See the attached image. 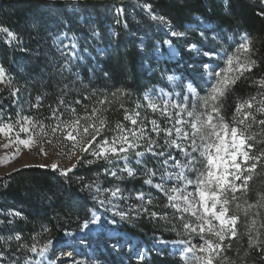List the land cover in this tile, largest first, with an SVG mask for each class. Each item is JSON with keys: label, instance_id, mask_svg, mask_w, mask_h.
Returning <instances> with one entry per match:
<instances>
[{"label": "snow or ice", "instance_id": "1", "mask_svg": "<svg viewBox=\"0 0 264 264\" xmlns=\"http://www.w3.org/2000/svg\"><path fill=\"white\" fill-rule=\"evenodd\" d=\"M142 7L167 30V38L154 45L153 52L166 47L174 59L178 55L174 40L179 41L188 56L186 71L200 75L205 95L194 86L195 77L180 85L166 71L161 72V82L166 79L173 85L171 90L151 88L136 96L123 87L113 91L90 88L91 82L85 85L74 71L88 48H81L75 34L59 32L53 43L60 59L50 64L48 79H62L55 101L47 106V116L33 112L44 107L46 93H37L33 102L26 86L16 85L0 64V85H4L0 99L8 93L7 106L0 104V149H11L0 159H15L25 150L47 156L50 149H56V155L66 157L70 164L40 167H50L65 177L79 167L99 165L95 179L78 178L81 191L93 202L82 229L90 225L103 229L107 213L113 223L116 217L151 223L157 245L167 246L165 231L175 233L172 243L183 264H264V191H258L254 201L248 199L249 182L264 168V67L254 58L253 38L244 33L239 41L235 35L225 39L201 17H196L195 25L176 26L154 13L150 3ZM118 12L123 14V9ZM259 15L264 16V11ZM191 32L197 33L195 38ZM0 33L9 45L21 43L8 27L0 26ZM90 34L99 35L95 28ZM64 39L69 42L65 44ZM197 64L199 68L193 67ZM104 76L111 78L108 72ZM241 80L256 91L237 97L229 118L226 100ZM40 83L47 87L43 78ZM109 112H122V118L110 119ZM136 183L139 188L128 186ZM0 216L4 217L0 224L9 229L7 235L0 234V264H67L58 251L73 257V252L57 249L54 238L41 242L39 237L50 236L48 226L31 234L29 243L11 227L16 218H23L20 211L0 209ZM104 243H111L114 250L124 242L116 238ZM234 243L240 247L234 249ZM25 253L32 255L21 260ZM137 259L143 260V253ZM71 264L86 262L72 259Z\"/></svg>", "mask_w": 264, "mask_h": 264}, {"label": "trees", "instance_id": "2", "mask_svg": "<svg viewBox=\"0 0 264 264\" xmlns=\"http://www.w3.org/2000/svg\"><path fill=\"white\" fill-rule=\"evenodd\" d=\"M147 1L152 5V10H158L176 26H185L184 22L194 21L193 15L198 14L212 23L211 28L223 29L225 39L228 33L244 31L253 38V46L256 49L254 58L261 60L264 67V16L259 15L261 11H264V5L261 4V0ZM112 2L119 4L118 0H80L78 3L84 10L92 8L95 13L102 12V15H106L108 11L112 14L110 8ZM67 3H69L67 0H0V26L10 28L18 34L21 41L19 45L16 42L12 44L13 49L10 50L8 44L0 38V64L5 67L16 85L26 86V92L31 93L33 102L37 93H46L44 107L39 112L33 110L36 115H48L47 106L55 101L57 84L59 79H62H48V74L52 71L48 54L50 51L48 34L52 31L51 24H56L58 29L64 28L59 21L61 18H65L70 23L75 22L73 18H70L71 13L67 11ZM128 6L129 3H126L125 7ZM133 17L137 21L141 20V23H134L128 19V29L121 25L115 27L118 36L111 38L109 51L98 59L96 66L93 65L94 76H89L88 69L92 66L90 61L82 65L80 80L85 85L91 82L90 88L108 91L123 87L139 96L148 87L159 82L158 72L155 74L144 69V59L137 48V38L130 35V31H134L140 25L143 29H154L157 21L143 11H135ZM38 21L43 22L42 26L37 23ZM190 34L195 35L193 32ZM103 35L105 42L108 40L106 28ZM20 47L28 51L22 52L19 50ZM179 51L180 62L185 66L188 56L181 47ZM151 65L154 66L153 62ZM46 66H48L47 70L41 77V70ZM104 72H108L111 78H106ZM65 76L70 79L67 74ZM41 78L47 84L46 88L42 87ZM76 91L77 89L73 90V95ZM255 91L256 89L247 81H239L226 100V108L229 109L230 115L235 109L237 97L246 98ZM3 96L5 99H0V104L7 106L8 93L5 91ZM108 116L110 119L122 118V112H109ZM97 167L99 165L79 167L67 177L60 175L58 171H53L50 167L36 165L20 168L14 172L10 171L11 175L0 176V209L11 208L23 214V218H16L11 227L19 230L29 243H31L29 236L40 232L42 225L48 226L51 233L50 236L45 234L39 237L41 242L48 238H56L65 231H77L86 219L85 213H88L89 206L92 205L89 194L81 191V182L78 178L84 177L85 182L95 179ZM249 183L251 192L248 194V199L252 202L258 191H264V168H259ZM128 186L139 188L140 184ZM158 201L161 204L164 202L159 197ZM0 219L4 217L0 216ZM129 222L132 224L128 228L129 232L139 235L142 239L146 237L153 239L154 226L151 223ZM8 233V227L0 224V234ZM156 235L159 236L160 233ZM163 238L174 240L176 236L175 233L165 231ZM239 247V244L234 243V249ZM149 255V261L143 264H183L179 255L171 253L168 248L149 251ZM229 255L231 256L232 253ZM25 256H28V253L22 254L21 260Z\"/></svg>", "mask_w": 264, "mask_h": 264}, {"label": "rangeland", "instance_id": "3", "mask_svg": "<svg viewBox=\"0 0 264 264\" xmlns=\"http://www.w3.org/2000/svg\"><path fill=\"white\" fill-rule=\"evenodd\" d=\"M67 1H69V3H67V11L71 13L70 18H73V21L75 22L70 23L65 18H61L59 21L61 25H64L63 29H58L56 24L50 25L52 31L48 34V37H50V51L48 53L50 59L49 61L50 63H53L60 59L59 53L56 51V46L53 43V37L59 32H67L69 36L75 34L79 38L81 48H88V52L82 53L85 59L79 62L78 66L74 69V71H77L80 74L79 78L82 77V65H85L88 61H90L92 65L91 68L88 69L89 76H94L95 72L93 65L96 66L98 59L109 51L111 38L114 39V37L118 36L115 27L121 25L128 29V19L134 23H141V20L137 21L133 17V13L135 11H143L150 15L142 7L144 3H148L147 0H118L119 4L112 2L110 3L112 14H110V11H108L106 15H102V12L95 13L92 8H86L85 10L80 8L78 3L80 0ZM126 3H129L128 7H125ZM121 8L123 9V14L118 12V9ZM152 11L157 15H161L158 10ZM196 17L203 18L204 22L212 27V23L209 20L207 21V19L199 16L198 14L193 15L194 21L184 22L183 24L186 27L189 25H195L197 23ZM154 26V29H143V27L140 25L137 26L134 31H130V35L137 38V48L140 50V53L144 59V69H147L148 71L155 74L158 72L159 82L151 85L147 89L164 87L166 90H171L173 85L169 84L166 79L161 82V72L166 71L168 75L176 76L178 78L177 84L180 85H187L191 78L195 77L194 86H199L197 87V91L200 92L201 96L205 95V91L203 90L204 81L200 75H198L196 72L186 71L188 61L185 66H183V64L180 62L181 54L179 48L181 47V49H183V45L179 41L174 40V44L178 51V55L174 59L169 58L166 47H161L159 52H153V46L158 42L162 44L163 40L167 38V30L163 25L156 22ZM92 28L97 29L99 33V35L95 38L91 37L90 34V29ZM105 28L108 40L104 42L103 31ZM218 31L222 33L224 32L223 29H218ZM244 33V31H233L228 34L225 32V34H227L226 38L229 35H235L237 41H239L240 36ZM193 34L195 35L192 36L190 34V36L195 38L197 33L193 32ZM0 38L3 39L5 43H7V37L4 34L0 33ZM68 42L69 41L67 39H64L65 44ZM14 43L15 42L12 44ZM11 45L8 44L10 50L13 49ZM193 59L198 60L199 57H193ZM151 62H153L154 66L151 65ZM166 63H168L169 67L166 65ZM221 66L223 65L221 64ZM193 67L199 68V65H193ZM168 68L170 69L168 70ZM3 87L4 85H0V88ZM180 90V87H176V91ZM225 111L227 116L230 118L231 115L229 113V109L226 108ZM6 152L10 153L11 149H0V158L4 157ZM54 162L63 167H66L70 164V161L66 157L56 155V149H50L47 156L39 155L35 150L31 152L25 150L22 151L21 154L15 159H10L7 161L0 159V176L10 173V170L18 167L20 168L23 165H51ZM91 208L92 205L89 206L88 212ZM104 221L105 227L103 229H101L98 225H90L89 229H82L79 227L77 231H65L61 235L54 238L57 249H64L67 252H73V257H67L59 251L57 252V256L61 259H64L67 264H71L72 259L85 260L86 264H143L150 259L149 251L168 248L171 253L176 255L172 243L173 240H167L168 244L166 247L165 245H157L154 243V240L149 239V237L142 239L139 235L129 232L128 228L132 226L131 222L129 221H121L119 217H116V222L113 223L112 216L107 213L104 214ZM65 233H70L71 235H66ZM116 238L122 239L124 243L121 247H118L114 250L111 243L107 245L104 243L105 239L111 241ZM138 253H143V260L137 259ZM31 255L32 254L28 253V256Z\"/></svg>", "mask_w": 264, "mask_h": 264}, {"label": "water", "instance_id": "4", "mask_svg": "<svg viewBox=\"0 0 264 264\" xmlns=\"http://www.w3.org/2000/svg\"><path fill=\"white\" fill-rule=\"evenodd\" d=\"M20 168H25V167H20ZM19 167L18 168H14V169H12V170H10L11 172H14V170L16 171V170H18V169H20Z\"/></svg>", "mask_w": 264, "mask_h": 264}, {"label": "bare ground", "instance_id": "5", "mask_svg": "<svg viewBox=\"0 0 264 264\" xmlns=\"http://www.w3.org/2000/svg\"><path fill=\"white\" fill-rule=\"evenodd\" d=\"M142 95V94H141Z\"/></svg>", "mask_w": 264, "mask_h": 264}]
</instances>
